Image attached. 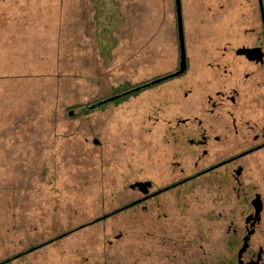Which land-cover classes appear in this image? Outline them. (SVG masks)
Listing matches in <instances>:
<instances>
[{"label":"rangeland","instance_id":"1","mask_svg":"<svg viewBox=\"0 0 264 264\" xmlns=\"http://www.w3.org/2000/svg\"><path fill=\"white\" fill-rule=\"evenodd\" d=\"M181 7L188 72L86 115L115 89L178 69L175 0H0V264L210 259L226 189L252 187L264 162L186 182L215 162L195 145V98L239 86L234 51L264 0ZM207 62L228 71L214 68L210 88L198 77ZM229 139L234 154L243 140ZM146 182L157 194L144 201L130 187Z\"/></svg>","mask_w":264,"mask_h":264},{"label":"flooded vegetation","instance_id":"2","mask_svg":"<svg viewBox=\"0 0 264 264\" xmlns=\"http://www.w3.org/2000/svg\"><path fill=\"white\" fill-rule=\"evenodd\" d=\"M256 2L258 4V0ZM258 16L259 27L252 28L250 41L234 51L243 62L239 86L230 91L218 90L213 94L198 93L195 98V145L207 148L203 151L204 155L210 152L215 162L186 182L209 177L227 167L230 169L237 162L252 161L259 157L264 162V13L259 12ZM180 61L179 46V65ZM187 66L186 73L189 70L188 57ZM200 68L198 77L200 79V75L204 74L206 88L211 87L216 69L221 76L228 72L226 66L217 64L214 67L210 62ZM178 71L179 67L175 72L153 81ZM227 118H231L230 126ZM231 133L243 140V145L234 154L229 144ZM234 174L235 180L239 181L243 175L242 168L238 167ZM249 184L252 187L226 189L229 203L224 206L225 209L215 211L216 220L223 225L221 234L213 245L210 259L197 264H264V173L252 176ZM151 190L152 184L144 201L157 194H151Z\"/></svg>","mask_w":264,"mask_h":264},{"label":"water","instance_id":"3","mask_svg":"<svg viewBox=\"0 0 264 264\" xmlns=\"http://www.w3.org/2000/svg\"><path fill=\"white\" fill-rule=\"evenodd\" d=\"M176 5V16H177V28H178V40H179V46H180V53H181V61L179 65V71L167 76L163 79L153 81L150 83H147L143 86L138 87L133 92L136 91H143L148 88H151L155 85H158L162 82L169 81L171 79L177 78L182 76L187 71V57H186V46H185V35H184V28H183V22H182V7H181V0H175ZM151 187L150 183H135L130 188L131 190H138L142 195L146 196L149 193V188Z\"/></svg>","mask_w":264,"mask_h":264},{"label":"trees","instance_id":"4","mask_svg":"<svg viewBox=\"0 0 264 264\" xmlns=\"http://www.w3.org/2000/svg\"><path fill=\"white\" fill-rule=\"evenodd\" d=\"M138 87H129L128 85H125L123 87L117 88L114 90L112 95L108 96L107 98L90 103L83 113L88 115L97 111L105 110V108L109 105L118 106L120 104H123L124 102L128 101L129 98L141 92H133Z\"/></svg>","mask_w":264,"mask_h":264}]
</instances>
